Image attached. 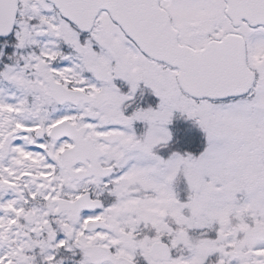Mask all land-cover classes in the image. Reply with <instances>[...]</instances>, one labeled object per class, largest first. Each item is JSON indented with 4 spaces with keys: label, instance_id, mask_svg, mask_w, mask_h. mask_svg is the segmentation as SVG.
<instances>
[{
    "label": "snow or ice",
    "instance_id": "snow-or-ice-1",
    "mask_svg": "<svg viewBox=\"0 0 264 264\" xmlns=\"http://www.w3.org/2000/svg\"><path fill=\"white\" fill-rule=\"evenodd\" d=\"M0 264H264V0H0Z\"/></svg>",
    "mask_w": 264,
    "mask_h": 264
}]
</instances>
